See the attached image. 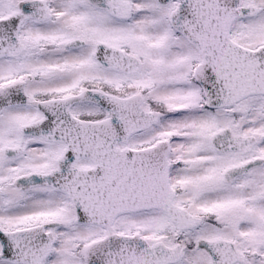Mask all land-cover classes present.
Wrapping results in <instances>:
<instances>
[{"label": "snow or ice", "instance_id": "6c2138e0", "mask_svg": "<svg viewBox=\"0 0 264 264\" xmlns=\"http://www.w3.org/2000/svg\"><path fill=\"white\" fill-rule=\"evenodd\" d=\"M0 264H264V0H0Z\"/></svg>", "mask_w": 264, "mask_h": 264}]
</instances>
